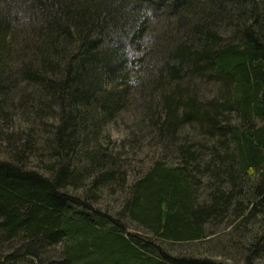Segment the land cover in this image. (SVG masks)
<instances>
[{
    "label": "trees",
    "instance_id": "1",
    "mask_svg": "<svg viewBox=\"0 0 264 264\" xmlns=\"http://www.w3.org/2000/svg\"><path fill=\"white\" fill-rule=\"evenodd\" d=\"M0 264H264V0H0Z\"/></svg>",
    "mask_w": 264,
    "mask_h": 264
},
{
    "label": "rangeland",
    "instance_id": "2",
    "mask_svg": "<svg viewBox=\"0 0 264 264\" xmlns=\"http://www.w3.org/2000/svg\"><path fill=\"white\" fill-rule=\"evenodd\" d=\"M134 111L128 110L124 113L123 117L117 119L115 122L110 123L107 126V131L110 135L111 139L116 140L115 143L120 141V138L124 137L125 127L132 126V121ZM147 143V142H146ZM125 146V145H124ZM127 146V145H126ZM125 146V147H126ZM129 151V150H127ZM148 152H150V148L148 145L144 144L141 150H139L134 155H131L130 152H127V155L124 156L126 160V167L127 173L129 176L137 175L146 165V158L148 156ZM115 188V189H113ZM73 192V191H72ZM75 193H80L79 190L74 191ZM198 192H202V190H198ZM125 197V190L124 188H118L112 183H107L105 186L102 187V190L99 193V196L96 198L95 201H93V206L98 208L100 211L105 212L109 216L116 219L118 217L119 221L123 223V227L127 229V231L130 232H142L141 229H135L134 224L131 222L129 223V220L127 218V215L124 210H121V201ZM223 224V223H222ZM220 224L217 226L216 231H214L213 237L210 239H207L206 242L202 241L197 242L193 241L190 243H171L167 241H153L156 245H159L164 251H166L169 254L173 255H182V254H188V253H196L199 254H209L213 256L214 258H222L219 252L221 250L218 249L219 246L226 244L227 245V236L231 237V228L228 225H222ZM134 226V227H133ZM224 227V228H223ZM222 232L220 233V231ZM225 231V232H223ZM243 233V232H242ZM229 239V238H228ZM227 241V242H226ZM229 249L232 247L227 245ZM231 251V250H230ZM222 252V251H221ZM224 258V257H223Z\"/></svg>",
    "mask_w": 264,
    "mask_h": 264
}]
</instances>
